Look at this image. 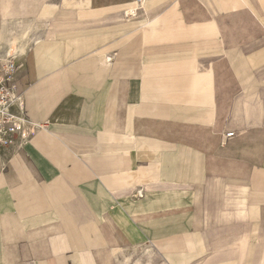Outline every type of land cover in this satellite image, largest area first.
<instances>
[{
	"label": "crops",
	"instance_id": "1",
	"mask_svg": "<svg viewBox=\"0 0 264 264\" xmlns=\"http://www.w3.org/2000/svg\"><path fill=\"white\" fill-rule=\"evenodd\" d=\"M134 3L0 0V264H264V0Z\"/></svg>",
	"mask_w": 264,
	"mask_h": 264
},
{
	"label": "built area",
	"instance_id": "2",
	"mask_svg": "<svg viewBox=\"0 0 264 264\" xmlns=\"http://www.w3.org/2000/svg\"><path fill=\"white\" fill-rule=\"evenodd\" d=\"M135 2L140 5L144 0ZM17 58L16 54L9 52L0 57V152L9 148L14 140L26 141L32 132L24 117L22 98L16 94ZM232 135L226 133L224 137ZM135 197H141L140 190Z\"/></svg>",
	"mask_w": 264,
	"mask_h": 264
},
{
	"label": "rangeland",
	"instance_id": "3",
	"mask_svg": "<svg viewBox=\"0 0 264 264\" xmlns=\"http://www.w3.org/2000/svg\"><path fill=\"white\" fill-rule=\"evenodd\" d=\"M16 54V53H14ZM17 55V54H16ZM127 256H129L128 258L125 256L124 260L125 261L124 263L125 264H128V260L131 258L129 264H152L154 263V259L149 256V255H146L145 253H143L142 251H137V252H131L129 253ZM128 259V260H127ZM127 260V261H126Z\"/></svg>",
	"mask_w": 264,
	"mask_h": 264
},
{
	"label": "bare ground",
	"instance_id": "4",
	"mask_svg": "<svg viewBox=\"0 0 264 264\" xmlns=\"http://www.w3.org/2000/svg\"><path fill=\"white\" fill-rule=\"evenodd\" d=\"M144 3H145V0H144V2H142V4H140V5H139V4H136V2H135L134 5H132V6L129 7L130 10L124 12V15H126V16H132V15H133V12H134L135 10H138V8H141L142 6H144ZM14 46H15V45H14ZM10 50H13V51H16V52H17L16 48H13V49H12V47H11ZM23 50H24V48H22V49L20 50L19 53H22ZM18 126L20 127L21 125L18 124Z\"/></svg>",
	"mask_w": 264,
	"mask_h": 264
}]
</instances>
